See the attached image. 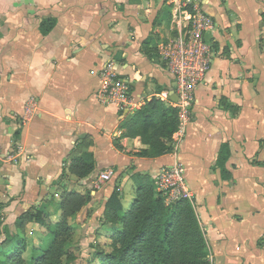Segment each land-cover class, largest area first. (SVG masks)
Returning <instances> with one entry per match:
<instances>
[{
    "label": "crops",
    "instance_id": "crops-1",
    "mask_svg": "<svg viewBox=\"0 0 264 264\" xmlns=\"http://www.w3.org/2000/svg\"><path fill=\"white\" fill-rule=\"evenodd\" d=\"M200 1L215 23L205 35L211 67L183 139L174 134L172 154L148 159L123 125L153 100H177L159 55L180 33L172 0H0V219L15 229L33 209L58 218L61 196L75 191L91 194L84 218L101 224L116 188L127 212L138 176L154 180L181 163L212 264H264V0ZM48 20L56 24L45 35ZM109 61L129 81L137 110L100 103ZM30 100L37 112L21 126ZM85 154L95 157L94 173L67 174Z\"/></svg>",
    "mask_w": 264,
    "mask_h": 264
},
{
    "label": "trees",
    "instance_id": "trees-1",
    "mask_svg": "<svg viewBox=\"0 0 264 264\" xmlns=\"http://www.w3.org/2000/svg\"><path fill=\"white\" fill-rule=\"evenodd\" d=\"M55 24L54 20L43 22L42 33L51 32ZM123 128L127 136L140 138L148 147L140 157L160 158L174 152L178 111L153 100L129 118ZM95 169L94 155L85 154L73 160L67 174L84 180ZM121 197L122 192L116 188L99 232L106 236L107 243L96 248L89 264H212L207 234L193 203L183 200L167 207L149 176H138L136 201L127 212ZM91 200L90 193L64 192L57 207V222L36 209L21 215L15 222L16 232L8 231L0 244V264H63V258L70 257L66 245L72 238L75 218ZM30 224L41 227L38 244L28 243Z\"/></svg>",
    "mask_w": 264,
    "mask_h": 264
},
{
    "label": "built area",
    "instance_id": "built-area-1",
    "mask_svg": "<svg viewBox=\"0 0 264 264\" xmlns=\"http://www.w3.org/2000/svg\"><path fill=\"white\" fill-rule=\"evenodd\" d=\"M176 6L175 19L179 27V36L168 44L159 47V55L165 62L168 72L176 82L177 100L173 107L178 111L179 128L175 133L176 142H180L192 121V111L195 105L196 89L206 79L211 67L213 55L212 46L206 42L205 35L214 30L215 23L208 16L200 0H172ZM100 77L103 87L98 93L102 105L115 106L119 113H129L137 110L138 104L131 94V85L117 71L115 61H109L101 70ZM37 112V103L30 100L20 125L27 124ZM176 143V145H177ZM7 159L20 156L23 149ZM111 171L100 175L101 181L111 180ZM158 194L164 199L167 207L187 200L193 203V193L189 188L185 167L181 163L163 168L154 178Z\"/></svg>",
    "mask_w": 264,
    "mask_h": 264
},
{
    "label": "rangeland",
    "instance_id": "rangeland-1",
    "mask_svg": "<svg viewBox=\"0 0 264 264\" xmlns=\"http://www.w3.org/2000/svg\"><path fill=\"white\" fill-rule=\"evenodd\" d=\"M83 211L76 216L72 238L66 245L68 256L73 257L74 261L73 259L71 260L70 257L69 259L67 257H64L63 264H89L88 260L91 259L92 256L96 253V248L107 243L106 236L99 235L102 223L100 224L99 221L87 223V220H85L84 218L85 214H83ZM59 216L58 218L56 217L51 220L53 222H57L59 220ZM83 222L86 225H84ZM31 225L32 226H30L27 230L28 243L29 245H31L32 243L38 244V234H42L43 232L41 231L39 225ZM13 227H15V225ZM8 231L16 232V229H13L12 226L7 225L5 220L0 219V244L6 239Z\"/></svg>",
    "mask_w": 264,
    "mask_h": 264
}]
</instances>
